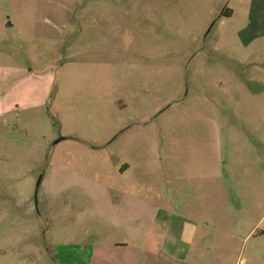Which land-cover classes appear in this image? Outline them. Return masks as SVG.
Masks as SVG:
<instances>
[{
	"label": "rangeland",
	"instance_id": "374dc122",
	"mask_svg": "<svg viewBox=\"0 0 264 264\" xmlns=\"http://www.w3.org/2000/svg\"><path fill=\"white\" fill-rule=\"evenodd\" d=\"M167 211L208 235L152 264H264V0H0V264H149Z\"/></svg>",
	"mask_w": 264,
	"mask_h": 264
},
{
	"label": "crops",
	"instance_id": "0c3cea01",
	"mask_svg": "<svg viewBox=\"0 0 264 264\" xmlns=\"http://www.w3.org/2000/svg\"><path fill=\"white\" fill-rule=\"evenodd\" d=\"M248 187L251 188L252 186H248ZM208 198H209V196L207 197V203L209 201ZM170 213L172 214V212H168L167 211V214H166V216L164 215L165 216L164 218L163 217H159L158 216L159 214H158L155 217V219L153 218L151 220H148V219H146V217H142V218L138 219V223H139L138 225L150 224L152 226V228H150L149 232L147 234H145V239H144L145 243H142V246H140L139 249H135L134 250L136 259L140 258L142 256V254L146 252V250H147V252L150 255L149 256L150 259L148 261L149 264H152V261H157L159 259V256L160 257L161 256H165V258L170 259V260L172 258L177 259L175 257L179 256L178 255L179 248H181V246H182L181 243L184 242L183 239L180 240V243L176 242V240L178 239V234H180V235L185 237L186 244H187L186 252L189 253V251H190L191 255L193 253L192 252L193 251V246L195 245V242H193V240H195L196 236L198 237L197 241H199V245L201 246V245L204 244L205 237L208 234L205 233V230L203 229L202 226L195 225L193 220H190L191 222L190 221L187 222V220H185L186 221V225H181L177 221H175L174 223H171V217H170L171 215H170ZM239 224L241 225L242 221H240ZM156 225L166 227V230H164V232H167L168 233V239L170 237L169 240L173 241L171 244L175 245L174 247H172L173 248L172 250H175V253H167V252L162 250L159 253V255H156L158 251L156 250L155 246L153 245V240H154L153 236L155 234L154 230L155 229H159V228L156 227ZM133 234H136V233H133ZM150 237H151V239H150ZM220 237L227 238V237H235V236H234V234L228 233L225 230L217 229L216 233L214 235V240H218V238H220ZM148 240L151 241V244H149V245L147 244ZM154 243H155V241H154ZM121 244H122L121 246H123L126 243H121ZM124 246H126V245H124ZM197 246H198V243H197ZM177 249H178V251H177ZM181 250L183 251V248H181ZM94 253H95V251H93L89 255L93 258ZM141 264H142V262H141ZM154 264H157V262H155ZM158 264H160V263L158 262Z\"/></svg>",
	"mask_w": 264,
	"mask_h": 264
},
{
	"label": "trees",
	"instance_id": "16d2710c",
	"mask_svg": "<svg viewBox=\"0 0 264 264\" xmlns=\"http://www.w3.org/2000/svg\"><path fill=\"white\" fill-rule=\"evenodd\" d=\"M224 16L230 17L231 16V12L230 11L224 12Z\"/></svg>",
	"mask_w": 264,
	"mask_h": 264
}]
</instances>
